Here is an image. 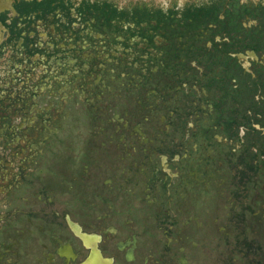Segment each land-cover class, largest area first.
Listing matches in <instances>:
<instances>
[{"label":"flooded vegetation","instance_id":"flooded-vegetation-1","mask_svg":"<svg viewBox=\"0 0 264 264\" xmlns=\"http://www.w3.org/2000/svg\"><path fill=\"white\" fill-rule=\"evenodd\" d=\"M0 264H264V0H0Z\"/></svg>","mask_w":264,"mask_h":264},{"label":"rangeland","instance_id":"rangeland-1","mask_svg":"<svg viewBox=\"0 0 264 264\" xmlns=\"http://www.w3.org/2000/svg\"><path fill=\"white\" fill-rule=\"evenodd\" d=\"M112 2H115V3H123V4H126V3H129V2H132L134 3L136 0H110ZM138 1H149L151 2V4H154V5H164L165 3H168L170 5H175L177 2H181V3H184L186 0H138Z\"/></svg>","mask_w":264,"mask_h":264}]
</instances>
